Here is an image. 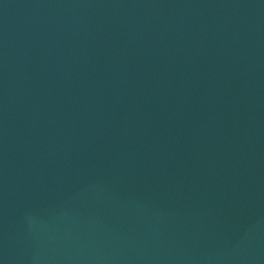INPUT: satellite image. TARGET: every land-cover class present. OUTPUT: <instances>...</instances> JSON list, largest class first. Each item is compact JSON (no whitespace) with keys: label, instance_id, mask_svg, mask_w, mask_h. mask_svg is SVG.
<instances>
[{"label":"water","instance_id":"1","mask_svg":"<svg viewBox=\"0 0 264 264\" xmlns=\"http://www.w3.org/2000/svg\"><path fill=\"white\" fill-rule=\"evenodd\" d=\"M0 264H264V0H0Z\"/></svg>","mask_w":264,"mask_h":264}]
</instances>
